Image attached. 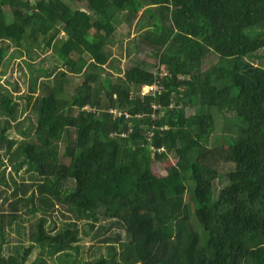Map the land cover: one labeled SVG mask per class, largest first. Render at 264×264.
Masks as SVG:
<instances>
[{"label": "trees", "instance_id": "16d2710c", "mask_svg": "<svg viewBox=\"0 0 264 264\" xmlns=\"http://www.w3.org/2000/svg\"><path fill=\"white\" fill-rule=\"evenodd\" d=\"M11 46L29 56L35 120L0 84L18 176L0 175V264H264V0H0L1 75Z\"/></svg>", "mask_w": 264, "mask_h": 264}, {"label": "rangeland", "instance_id": "374dc122", "mask_svg": "<svg viewBox=\"0 0 264 264\" xmlns=\"http://www.w3.org/2000/svg\"><path fill=\"white\" fill-rule=\"evenodd\" d=\"M83 4L85 5V1H83ZM79 5L83 6L82 3L81 4L79 3ZM76 6H77V4H76ZM128 29L129 28L126 27L125 25H118L116 31L114 32L113 38L115 40H117L119 38H123L124 35L127 33ZM137 33L138 32H137L135 25L132 26L130 29L129 37H126L123 39V46H124L123 49L125 48V50H126V47L132 41L133 36ZM63 35H64V32L61 31L57 35V37L54 41V44L56 42H60ZM125 50H119V44H115L113 46V52H114L113 58L116 62H120V66L122 68L125 67V63L127 62V58H128L127 52ZM12 54H14V57H12L11 60L9 61V66L6 69V71H7L6 74L1 75V73H0V84L8 86L10 89H13V87H12L13 85L7 84V80H9L11 82L16 83L19 86V91L15 92L14 96H16V100L19 102V108H20L19 119L25 120V123L27 124L29 122V119L35 120V115L31 109L24 110L25 98L23 97V95L25 93L29 92V87H30L29 75H28L30 67L27 66V63L29 62V61H27L29 59L28 58L29 56L25 52L21 53L19 48H17L16 46H11V48H9L8 56H10ZM31 54L33 56L32 61H34V62H31V64H33L34 68H37L39 66H43L44 68H49V69L53 70L54 65L58 62L52 48H47L45 50H42L40 47H37L36 45H34ZM133 55L134 56L135 55L142 56L141 58L145 59L147 62H154V58L150 57L147 53H144V54L143 53L142 54L141 53H135ZM215 60H216L215 56H211V58H209L208 60H204V68L207 67L210 62L215 61ZM107 70H110V72H112L111 74H113V75H118V72H119L118 70H115L113 67L108 68V66H107ZM36 74L40 75L39 80H38V84H40L43 80L51 81V79H49V76H41V74L39 72H37ZM50 78H51V76H50ZM73 80H74V84H75V83L81 81V78L76 76L73 78ZM69 87H71V88H69ZM69 87L67 89L68 96L71 95V93H72L73 84H71V86H69ZM37 94H38V92H37ZM198 111H199L198 106L186 108V112L188 115L198 113ZM12 132H13L14 136H19L20 138H22L21 135H19L17 133V131H15V127H13ZM62 151H63V149L61 148V153H62ZM0 154L3 156L2 159H0V175H3L4 178L8 181H11L13 177L18 179V176L14 172L13 164H12L11 160L9 159L8 154H6L4 150H1ZM176 161H177V157L169 156V158H167V159L155 162L153 164V170L159 176H163L166 174V168L169 165L174 164ZM0 186H1L0 188L3 191H5L6 194L10 193L12 188H13L11 186L8 187L5 184H2ZM8 231L10 232V230H7V232ZM13 234H14V231L12 232V235ZM33 258H34V256H33ZM47 264H52V262L48 261Z\"/></svg>", "mask_w": 264, "mask_h": 264}, {"label": "built area", "instance_id": "2783aa9c", "mask_svg": "<svg viewBox=\"0 0 264 264\" xmlns=\"http://www.w3.org/2000/svg\"><path fill=\"white\" fill-rule=\"evenodd\" d=\"M159 88V85L153 84V85H145L143 87L142 93H148L151 90H156Z\"/></svg>", "mask_w": 264, "mask_h": 264}, {"label": "clouds", "instance_id": "9594fccd", "mask_svg": "<svg viewBox=\"0 0 264 264\" xmlns=\"http://www.w3.org/2000/svg\"><path fill=\"white\" fill-rule=\"evenodd\" d=\"M152 85H153V84H152ZM144 86H145V85H144ZM144 86H143V87H144ZM143 87H142V90H143Z\"/></svg>", "mask_w": 264, "mask_h": 264}, {"label": "crops", "instance_id": "0c3cea01", "mask_svg": "<svg viewBox=\"0 0 264 264\" xmlns=\"http://www.w3.org/2000/svg\"><path fill=\"white\" fill-rule=\"evenodd\" d=\"M2 185V184H1Z\"/></svg>", "mask_w": 264, "mask_h": 264}]
</instances>
